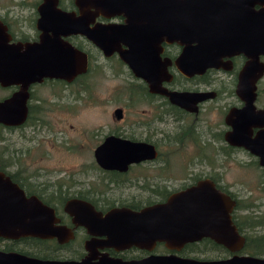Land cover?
<instances>
[{
	"label": "flooded vegetation",
	"instance_id": "af4514ba",
	"mask_svg": "<svg viewBox=\"0 0 264 264\" xmlns=\"http://www.w3.org/2000/svg\"><path fill=\"white\" fill-rule=\"evenodd\" d=\"M239 1L220 0L218 19L224 15L226 24L230 21L238 23L244 20L243 6L238 8V14L231 11ZM201 7V0H0V29L7 37V44L40 43L42 37L54 38L57 36L60 41L68 43L75 50L84 54L87 60L86 69L92 67V72L97 70L100 66L97 62L99 58L107 61L115 59L117 67L123 69L120 71L132 78L128 85L130 97L127 106L135 107L145 104L148 113L144 115L148 119L137 120L133 125L124 128L125 130L121 128L113 130L104 135L96 147L107 136L113 135L132 142L151 144L156 150L154 159L131 163L125 170H115L105 169L96 162L95 147L93 150L94 161L87 168L80 165L81 174L84 175V178L78 179L74 176L75 174L57 176L52 170L43 167H39L35 173H30L22 164L11 160L12 155H9V151L5 147H0V172L17 184L27 197L35 196L43 204L52 208L55 217L58 219L56 224L65 226L69 231V237L63 241L56 237L26 236L34 238L35 242L32 239L24 240L23 238L26 237L17 239L0 237V252L17 253L40 260L77 262L86 260L89 264H105L112 261L119 263L134 262L145 260L152 255L170 253L180 255L179 251L189 244L178 250H172L167 248L163 242H156L154 245L146 247L141 246V243L118 242L120 236H114V241L110 242V240L107 241L108 237L104 234H90L88 228L73 221V216L66 209V205L74 200L83 201L90 204L102 217L115 208L139 211L154 203L164 202L174 192L196 185L201 181L211 182L216 189L227 196L228 202H232L231 220L243 237V245L238 251L239 254H247L241 253L247 241L246 236H249L254 244L264 243L257 238V236H264V234L246 232L249 224L245 220L252 213L238 214L242 206L239 195L221 183L219 169L213 173V170L217 168L207 158L208 153L212 152L215 155H220L221 160L227 159L228 162L236 155L250 156L253 161L251 163L245 162V165L254 166L258 170V176L264 185V165L260 163L259 156L255 154L264 151V71L259 76V72L255 71L253 73L255 79L253 80L251 74V80H249V71H247V76L243 75L249 62L246 53L237 51L230 54L232 51H228V53L219 56L218 66L207 68L201 74L190 73L185 71L183 66H178L179 63L177 65L176 59L184 53L187 47L195 48L196 42L184 44L180 40L169 41L166 37H162L158 43L160 51L158 62H156L159 65L156 71L163 73L159 80L160 88L166 91L204 94L202 101L192 105L185 102L186 106H190L187 109L172 104L167 95L152 91L148 82L135 76V71L120 55L121 52L130 48L116 35L115 29L126 26L129 21L131 23L134 20L135 23L144 21L145 23L148 21L147 18L152 17L153 9L167 10L169 8L184 9L183 12L179 11L181 20L186 24L196 25L198 21H201ZM254 9L256 11L264 10V2L256 4ZM61 14L67 15L64 18L68 17L73 22L71 23L65 18V22L58 26L56 21ZM187 16H193V20H189V17L186 18ZM223 20L224 18L220 21ZM184 37V39H188L189 36ZM95 38L99 39L96 41ZM93 40L99 42V45ZM256 62L264 66V54L258 53ZM152 71L153 68L151 67L150 72ZM43 82L44 80L40 83L43 84ZM40 83H34L30 86L29 97H31V92L33 94L31 89L34 85ZM1 88L12 90L11 93H13L17 86ZM65 90L69 94L71 93L69 88H65ZM252 92H254L253 98L250 97ZM116 109L121 111L120 117L115 114ZM113 114L116 120L121 121L124 113L122 108L117 107ZM208 114L212 119L211 124L207 125L203 133L196 130L195 126L200 115L201 118L207 119ZM167 115H172L178 120L185 116L189 117L193 126L178 133L181 134L180 137L189 136V139H192V145L197 149L196 161H205L206 170L201 173L186 172L182 176L188 182H183L178 190H167L166 186L155 188L157 190L162 189L164 195H158L159 198L153 201L154 189L150 184L152 176L147 172V168L151 166L152 162L158 160L160 154L158 142L151 136L154 132L162 133L164 128L155 126L153 129L150 125H157L156 122L163 123ZM184 128L185 126L182 127V129ZM194 133H196L195 136H193ZM199 139H203L202 144L199 143ZM224 164V161L219 162L217 167ZM236 166L241 168V164ZM142 169L145 170L144 174L141 173ZM185 170L189 169L186 168ZM190 170L195 169L191 168ZM58 171H62V169ZM242 208L247 207L243 205ZM255 219L261 220L260 225L261 227L264 226V216ZM200 241L195 242V244H201ZM227 253L230 255V252Z\"/></svg>",
	"mask_w": 264,
	"mask_h": 264
},
{
	"label": "water",
	"instance_id": "95a60500",
	"mask_svg": "<svg viewBox=\"0 0 264 264\" xmlns=\"http://www.w3.org/2000/svg\"><path fill=\"white\" fill-rule=\"evenodd\" d=\"M263 2L264 0H240L231 11L238 14V8L243 6L244 20L238 23L230 21L227 24L224 15L218 19L220 0H201V21L196 25L186 24L181 20L179 11L183 12L184 9H153L152 17L147 18V22L129 21L126 26L115 29L116 35L130 48L120 55L135 71V76L148 82L152 91L163 93L172 104L188 109L190 106H186L185 102L192 105L202 101L204 94L160 88L159 80L163 73L156 71L159 68L156 62L160 51L158 43L162 37L169 41L180 40L184 44L196 42L195 48L187 47L176 59L177 65L179 63L178 66H183L190 73L201 74L207 68L218 66L219 56L228 51H232L230 54L244 51L249 62L243 75L247 76L249 71L251 80V74L255 71L259 72L258 76L264 71V66L256 62V55L264 54V10L254 9L256 4ZM64 16L67 15L61 14L58 17V26L65 22V18L73 22ZM186 18L193 20V16ZM222 18L224 20L220 21ZM184 36L189 37L184 39ZM98 39L95 38L96 41ZM6 41L7 37L0 29V86H17V89L0 100V124L19 126L24 123L28 114L27 101L32 84L40 83L46 78L70 81L86 70L87 60L83 53L60 41L57 36L42 37L40 43L25 45L7 44ZM98 43L96 42L97 45ZM164 74L167 77L165 72ZM252 77L254 80L255 76ZM250 97H254V92ZM115 114L120 117L121 111L116 109ZM255 154L264 165V151ZM94 157L105 169L125 170L131 163L154 159L156 150L148 143L132 142L109 135L95 148ZM231 205L227 196L211 182L201 181L174 192L164 202L154 203L139 211L115 208L102 217L90 204L78 200L68 202L66 209L72 214L75 223L88 228L90 234L106 235L110 242L114 241V236H120L118 242L141 243V246L146 247L163 242L167 248L178 250L186 244L207 238L228 252H233L232 255L216 259L170 253L152 255L141 261H112L105 264H264V257L236 253L243 245V237L232 223ZM57 222L52 208L35 196L27 197L17 184L0 172V237H56L63 241L69 237V231L65 226L57 225ZM0 264L89 263L86 260H40L17 253L0 252Z\"/></svg>",
	"mask_w": 264,
	"mask_h": 264
},
{
	"label": "rangeland",
	"instance_id": "374dc122",
	"mask_svg": "<svg viewBox=\"0 0 264 264\" xmlns=\"http://www.w3.org/2000/svg\"><path fill=\"white\" fill-rule=\"evenodd\" d=\"M97 62L100 66L90 76L92 92L88 90L85 93L79 88L86 94L80 95V99L74 98V94H69L67 90L58 87V84L40 83L32 86L31 90L36 98L34 102L41 106L39 114L36 112L37 114L31 118L34 121L24 127L14 130L3 129L1 132L3 138L0 147H5L9 151L13 162L22 164L30 173H35L39 167H43L52 170L57 176L75 174L74 176L78 179H83L80 165L87 168L94 161L93 150L104 135L118 128L126 129L137 120L148 119L144 115L148 113L145 104L135 107L127 106L130 97L128 85L132 78L120 71L123 69L117 67L116 60L107 61L99 58ZM84 82L89 83V80ZM75 86L78 87V85ZM58 89H61V95L56 97L55 94H59ZM11 92L12 90L0 88V99ZM117 107L122 108L124 113L121 121L116 120L113 114ZM203 115L206 116V114ZM201 117L200 115L195 128L203 133L212 119L210 114L207 115V119ZM156 123L157 125L150 126L153 129L155 126H161L164 131L154 132L151 136L158 142L160 155L158 160L152 162L147 168V172L152 176L150 184L153 189L166 186L167 190H178L183 182H188L182 175L188 171L205 172L206 162L196 161L197 149L192 145V139H189V136L180 137L182 130L193 126L188 116L178 120L172 115H167L163 123ZM183 126H185L184 129H182ZM195 135L196 133L193 134ZM198 141L202 144L203 139ZM207 158L217 168L213 170V173L219 169L221 183L238 194L241 205L247 207L241 206L238 214L252 213L245 220L249 224L246 232L264 234V226L260 225L261 220L255 219L264 216V185L258 176V170L254 166L245 165V162L251 163L253 158L236 155L228 162L227 159L221 160V156L215 155L214 152L208 153ZM222 161L225 164L217 167V164ZM191 168L195 170H190ZM59 169L62 171H58ZM141 173L144 174L145 170L142 169ZM158 198V193L153 191L152 200L156 201ZM187 256L216 259L229 254L211 244L201 243ZM258 256L264 257V254Z\"/></svg>",
	"mask_w": 264,
	"mask_h": 264
},
{
	"label": "trees",
	"instance_id": "16d2710c",
	"mask_svg": "<svg viewBox=\"0 0 264 264\" xmlns=\"http://www.w3.org/2000/svg\"><path fill=\"white\" fill-rule=\"evenodd\" d=\"M92 67L91 69H86L83 73L75 76V78L72 79V81H65V80H59V79H44V82L43 84H58L57 86L62 88L63 90H65V88H69L70 92L72 94H74V98L76 99H80V95L84 94L86 95L85 93L89 92L91 93L92 91V87H91V83H90V76L92 74ZM85 80H89V83H86L84 82ZM72 83V84H71ZM69 84H71V86H69ZM75 85H78V87H76ZM75 86V87H74ZM1 88V86H0ZM83 89V92L81 89ZM3 89V88H2ZM59 90V94H55L56 97H59L61 94H60V90L61 89H58ZM58 93V92H56ZM30 98V99H29ZM27 101V107H28V114H27V117H26V120L24 122V124L22 125H26L28 123H31V118L34 117V115H36L38 112H40L41 110V106L38 105V103H35L34 100L36 99L34 94H32L31 92V97H29ZM1 100V99H0ZM36 107H38L39 109H36ZM173 107V106H171ZM177 111V110H175ZM35 119V118H34ZM34 121V120H33ZM32 121V122H33ZM22 125H19V126H5L3 124H0V142L2 141V138L3 136L1 135V132L3 129H7V130H14L16 128H20L22 127ZM162 189H155L154 188V192L155 193H158V195H161L163 196L164 195V191H161ZM247 237V241H246V244H245V247H244V250L243 252L241 251V253H247L249 255H254V256H258V255H261V254H264V243H261V244H257V243H253L252 242V239H250L249 236H246ZM257 238L264 242V236H257ZM24 240H29V239H32V241H34V238H23ZM35 242V241H34ZM201 243H208V244H211L215 247H217L218 250H222L224 252H228L224 247H222L221 245H218V244H215L213 241L209 240V239H204L202 241H200ZM195 248H197V245L195 243H191L189 245H186L184 249H182L181 251H179V254L180 255H184V256H187L190 252L194 251ZM187 249V250H186ZM239 254V252H236ZM229 254V253H228ZM233 252H230V255H232Z\"/></svg>",
	"mask_w": 264,
	"mask_h": 264
},
{
	"label": "bare ground",
	"instance_id": "6f19581e",
	"mask_svg": "<svg viewBox=\"0 0 264 264\" xmlns=\"http://www.w3.org/2000/svg\"><path fill=\"white\" fill-rule=\"evenodd\" d=\"M217 52H214V54H216Z\"/></svg>",
	"mask_w": 264,
	"mask_h": 264
}]
</instances>
